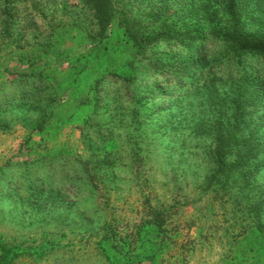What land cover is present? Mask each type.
Returning <instances> with one entry per match:
<instances>
[{"label":"rangeland","instance_id":"374dc122","mask_svg":"<svg viewBox=\"0 0 264 264\" xmlns=\"http://www.w3.org/2000/svg\"><path fill=\"white\" fill-rule=\"evenodd\" d=\"M39 1L38 25L47 32L53 23L58 39L52 49L59 45L53 49L59 62L43 61L50 63L46 75L56 102L42 132L29 134L23 126L29 123L20 121L0 131V167L7 158L49 154L70 159L69 179L85 183L90 173L82 169L85 161H106L115 153L122 163L109 188L100 190L102 195L68 181L62 196L66 203L54 206L68 209L57 208L61 213L53 220L52 214L45 220L12 216L7 212L11 205L0 201V232L14 247L27 243L20 264H125L144 252L156 264H264V206L244 202L238 189L214 193L203 186L213 151L211 128L233 111L213 92H234L231 77L237 80L227 71L222 41L225 0H165L171 9L162 19L157 7L164 0H116L117 13L104 37L97 35L93 16L81 0ZM250 2L247 30L264 32V0ZM27 8L33 9L31 4ZM164 21L163 31L188 30L198 36L193 48L201 55H191L201 60L196 68H206L207 73L192 79L194 83L169 84L168 75L156 67L185 53L179 40L153 34L161 31ZM25 54L17 50L4 60L13 62ZM149 79L170 89L155 91L152 97L146 91ZM40 143L47 149L38 151ZM6 189L12 191L5 196L7 203L13 195L21 197L10 183ZM143 190L152 196L153 206L159 198L170 208L165 240L148 222L145 210L150 201ZM39 218L45 224L40 225ZM110 222L113 231L105 229ZM42 225L50 229L42 233ZM48 235L57 237V250L50 257L40 256L32 245Z\"/></svg>","mask_w":264,"mask_h":264},{"label":"trees","instance_id":"16d2710c","mask_svg":"<svg viewBox=\"0 0 264 264\" xmlns=\"http://www.w3.org/2000/svg\"><path fill=\"white\" fill-rule=\"evenodd\" d=\"M81 2L93 16L97 35L106 36L108 27L117 13L116 0H81ZM39 3V0H0L1 132L12 128L17 121L29 123L30 126L23 124L29 129V134L39 130L42 132L47 125L51 107L56 102V99H52L51 93L54 92L49 90L46 72L50 69L48 62L51 58L59 62L58 54L53 53V49H57L59 45L52 49L58 39L53 23H50V30L47 32H43L39 27L36 19V14L40 11ZM23 4L24 10H20ZM29 4L33 9L27 8ZM224 5L226 29L222 41L227 50L225 56L229 67H227V71H230L231 76L239 78L235 77L237 80H234L231 77L232 81L236 83L234 92H227V94H221L220 90L213 92L215 96L224 97L225 102L232 105L231 110L233 109V111L227 116V120L220 117L211 128L213 151L212 158L206 165L203 186L205 190L214 193L223 189H238L243 194L244 202L261 207L264 206V182L261 181L264 169V112L262 114H258V112L264 111V32L247 30L245 16L251 8L250 0H225ZM208 6L206 3L203 8L206 9ZM157 9L160 17L158 19H162L164 13L171 9V5L164 0ZM165 23V21L162 23L161 31H155L153 34L160 35L157 36V39L169 37L179 40L185 46L181 45L182 53L185 52L183 53L185 56L181 55L176 57L174 62L169 61L161 64L163 66L156 67L159 70L162 69L161 74L168 75L165 82L169 84H175L178 87L185 85L187 81L194 83L192 79L198 75L202 77L207 73L206 68L203 70L196 68L201 60L191 55H201L197 48H193L197 44L198 36L188 30L163 31ZM17 50L26 54L16 57L17 60H13V62L4 60L5 57H10L9 55ZM254 57L257 58L255 63L252 60ZM44 60H48V62L44 63ZM63 64L61 63V65ZM210 67L211 65L207 66V68ZM151 82L147 83L146 91L152 97L155 91L167 93L170 87L156 79ZM154 82L158 87L160 83L163 86L156 88ZM227 108L222 110V114H226ZM219 110L221 112V109ZM134 112L136 115L138 114L137 109H134ZM197 131L198 129L195 130V133ZM38 146V151L45 150L44 147L47 149V146H42L41 143ZM87 147L91 148L92 144L88 143ZM29 150L33 149L29 148ZM115 156V153H110L106 161H85L82 169L85 173L90 172L85 183L76 180V178L69 179L68 163H70V159L60 160V157L57 158L49 154L40 156L34 154L28 159L18 161L15 158H7L0 167V182L4 183V186L0 188V201L5 206L11 205L7 212L12 216L28 214L32 218L40 217L45 220L52 214V220L56 219V216L61 213L58 212V209L62 211L68 209L65 205L54 207L57 203H66L62 196L68 181L78 188L81 187L80 189L92 190L98 195H102L99 193L100 190L109 188L120 171L122 163ZM14 167H16V171H11ZM65 172L66 174H64ZM56 173L59 176L55 177ZM8 183L15 186L19 190L18 194H21V197L13 195L11 199L9 198V203L5 198L12 194V191L6 189ZM142 193L147 202L150 201L145 210L149 217L148 222L155 227L160 239L165 240L170 221V208L159 198H157L156 206H153L152 196L146 190H143ZM0 210H4V208L0 206ZM40 218V225L45 224L41 223L44 221ZM107 225L105 229L113 231V222ZM41 227L42 233L50 229L48 225ZM49 233L52 234L53 231L51 230ZM40 241L41 244L39 240H35V244L32 245L40 256L48 255L47 257H50V252L57 250L59 244L57 237L43 236ZM10 242L5 234L0 232V264H20L19 259L27 252V243L14 247ZM29 248L30 246H28ZM141 254L135 261L125 264H156V260L151 254L146 252Z\"/></svg>","mask_w":264,"mask_h":264}]
</instances>
